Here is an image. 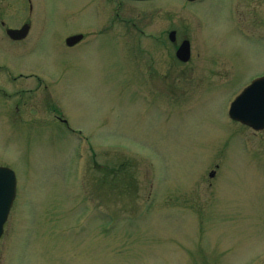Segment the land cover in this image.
Wrapping results in <instances>:
<instances>
[{"label":"rangeland","instance_id":"obj_1","mask_svg":"<svg viewBox=\"0 0 264 264\" xmlns=\"http://www.w3.org/2000/svg\"><path fill=\"white\" fill-rule=\"evenodd\" d=\"M34 1L27 41L0 31V166L19 196L0 264H247L264 248V132L226 109L264 68L238 26L264 34V0L134 3L114 26L93 0ZM0 7L13 27L29 13ZM142 29L192 40L191 61Z\"/></svg>","mask_w":264,"mask_h":264},{"label":"water","instance_id":"obj_2","mask_svg":"<svg viewBox=\"0 0 264 264\" xmlns=\"http://www.w3.org/2000/svg\"><path fill=\"white\" fill-rule=\"evenodd\" d=\"M28 33L25 27L22 31H11L10 35L14 39H23ZM83 39V36H74L68 39L69 46H75ZM177 56L183 61H188L190 57L189 44L185 43L178 51ZM264 85V80L260 79L232 104L230 116L240 120L257 129L264 128V93H257L256 89ZM17 188L15 173L5 167H0V237L3 233V226L9 215Z\"/></svg>","mask_w":264,"mask_h":264},{"label":"flooded vegetation","instance_id":"obj_3","mask_svg":"<svg viewBox=\"0 0 264 264\" xmlns=\"http://www.w3.org/2000/svg\"><path fill=\"white\" fill-rule=\"evenodd\" d=\"M2 1H4V0H0V4H1ZM21 1L22 2L25 1V3L26 2L28 3V5H29L28 12L29 13H26L25 15H23L21 20L18 21V23H21L18 27H13V26L8 25L7 22H6V19H5L7 14L3 13V12H0V31L3 34V38L1 39V41H3V42L10 41V42L16 43V44L23 43L30 36L31 31H33V26H32L31 20L33 19V15H34V11H35V8H34L35 1L34 0H21ZM93 1H95L100 6V13L102 15H104L103 9H104V6H106L105 7V11H107L106 16L110 19L111 23H113V25H114L115 22L120 17L121 6L133 4L135 2H138V3H143V2H146V1L161 2L163 0H93ZM184 1H186V3H188L190 5H196V3L200 2V1L189 2L187 0H184ZM0 10H1V7H0ZM26 25H29V34H28V36L25 39L14 41L11 38H9L8 31L10 29H21V28H23ZM106 30L108 31L109 29H106ZM106 30L103 29L102 31H100V35L106 36V35H108V33L112 34L110 32L106 33L105 32ZM127 32L128 33L126 35H128V37H130L132 35V33H131L132 31L131 30H127ZM141 32L142 31H140V33ZM242 34H244V35H248V34L254 35V37L257 40V44L255 45V48L264 49V34L262 32H257L254 29L248 28V27H246L244 25L243 28H242ZM148 36L151 37V39H152V34H149ZM167 36H168V34H165V35H162V34H160V35L158 34L157 35L156 34L155 38L158 39V41H159V42H156V43L159 44L160 47L161 46L167 47ZM186 39H187V37L185 38V36H184L179 41L178 36H176V41L174 42L173 45L177 49L181 45V43L183 41H185ZM262 77H264V68L260 69V71L255 73L254 75H251L250 77L246 78V81H245L246 83H245L244 87L242 88V91L245 90L247 87H249L255 79L262 78ZM240 126L246 128L248 130H252L251 128H249V127H247L245 125H241L240 124ZM252 131H254V130H252ZM254 132L256 134L263 133L264 129L261 130V131H258V132H256V131H254ZM263 161H264V158H263ZM263 164H264V162H263ZM257 258H258V261H259L258 264H264V248L259 249V251L257 253Z\"/></svg>","mask_w":264,"mask_h":264}]
</instances>
